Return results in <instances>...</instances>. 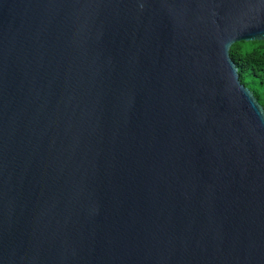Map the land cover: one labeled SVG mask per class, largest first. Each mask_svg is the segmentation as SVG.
Listing matches in <instances>:
<instances>
[{
  "label": "water",
  "instance_id": "obj_1",
  "mask_svg": "<svg viewBox=\"0 0 264 264\" xmlns=\"http://www.w3.org/2000/svg\"><path fill=\"white\" fill-rule=\"evenodd\" d=\"M261 41L264 0H0V264H264Z\"/></svg>",
  "mask_w": 264,
  "mask_h": 264
},
{
  "label": "trees",
  "instance_id": "obj_2",
  "mask_svg": "<svg viewBox=\"0 0 264 264\" xmlns=\"http://www.w3.org/2000/svg\"><path fill=\"white\" fill-rule=\"evenodd\" d=\"M230 56L241 83L264 108V41L236 43L230 49Z\"/></svg>",
  "mask_w": 264,
  "mask_h": 264
}]
</instances>
